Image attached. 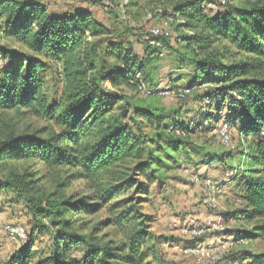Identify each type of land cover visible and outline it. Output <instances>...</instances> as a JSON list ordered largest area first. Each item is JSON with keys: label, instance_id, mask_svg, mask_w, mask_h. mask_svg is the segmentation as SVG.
Instances as JSON below:
<instances>
[{"label": "trees", "instance_id": "trees-1", "mask_svg": "<svg viewBox=\"0 0 264 264\" xmlns=\"http://www.w3.org/2000/svg\"><path fill=\"white\" fill-rule=\"evenodd\" d=\"M204 3L213 4L163 0L161 4L171 6L163 12L166 19L170 17L175 38L162 36L160 46L154 47L145 35H134L132 28L120 32L106 28L86 10L57 16L37 0H0V21L5 22L0 33L5 42L0 44V192L26 205L32 233L38 227L50 232L49 252H42L32 264H164L160 244L150 231L151 220L142 213V185L129 169L133 159L149 160L151 150L142 148L140 137H133L145 135L140 127L128 130L127 107L121 104L125 98L118 92H137L141 83L154 85L156 63L168 55L177 70L190 69L195 76L193 82L170 90L190 89L188 98L219 106H224L227 94L235 95L225 106L230 111L225 123L238 127V157L234 152L212 154L205 145L199 147L204 153H191L198 147L193 137L206 142L212 132L214 119L209 112L199 113L192 122L182 118L184 113L179 116L176 111L138 104L130 110L132 120L141 118L158 128L160 122L176 116V125L164 128L162 134L154 131L153 136L169 139L174 153L198 159L193 167L216 162L233 170L244 157V167L236 176L239 205L226 220L239 226L232 232L235 241H264V1L248 8L231 6L212 17L204 15ZM131 37L141 43L142 55L133 49ZM238 55L245 58L225 64ZM52 69L62 86L56 99L44 88L43 73ZM201 86L206 89L199 92ZM10 113L43 118L60 131L47 136L42 130L20 132L13 123H3ZM19 161H36L53 171L54 192L37 188L40 180H32L28 172L6 169L8 163ZM62 171L67 176L59 180ZM77 181L85 183L83 200L64 195ZM108 206L116 213L114 218L87 231L83 217ZM104 229L110 231L103 233ZM73 249L81 251L79 259ZM233 255L230 261L240 258V264H264V252L244 250Z\"/></svg>", "mask_w": 264, "mask_h": 264}, {"label": "rangeland", "instance_id": "rangeland-1", "mask_svg": "<svg viewBox=\"0 0 264 264\" xmlns=\"http://www.w3.org/2000/svg\"><path fill=\"white\" fill-rule=\"evenodd\" d=\"M37 1L45 6L52 15H70L75 11L86 10L106 28L114 32H120L126 27L132 28L134 30L133 34L136 36H141V34L145 35L151 28L160 27L164 21L170 20V17L166 19L167 15L165 16L163 11L171 10V6L161 4L163 0H106L110 6L103 5L101 0ZM210 1L213 4H203V13L205 16L212 17L217 12H223L231 6L248 8L264 0ZM222 2L224 3L222 4ZM4 24V21H0V33L5 29ZM171 34L172 40H174V32L172 31ZM1 38L2 36L0 35V44H5ZM135 40H137L135 37H131L130 42H132V47L138 55H142L141 43H137ZM139 40L141 39L139 38ZM223 48L222 46L221 50ZM171 56H164L162 60H159V64L156 63L158 65L156 68V76L161 80V83L156 82L151 86H145L141 83L137 88V92H131L129 90H119L118 92L120 96L125 98L121 104L127 107L125 123L129 124L128 130L138 131L140 127L145 135L133 134V137H140L144 140L142 142V148L147 147L151 150L149 160L145 161L144 158L133 159L129 162V169L133 172L138 184L142 185V194L139 197L144 200L142 213L149 216L151 220L150 231L153 233L154 239L158 240L160 244L162 261L164 264H175L171 258H181L183 260L177 264H206L210 258L218 256L220 258L218 264H232L234 260H230L234 258L233 254L235 251L249 250L255 253L264 252V241L262 240L248 243L246 246L234 245L233 247L231 246V242H234L235 238L232 237L222 240L220 243L215 241L211 242L214 236L226 233L227 231L234 233V229H239V226L233 221L228 222V220L224 221V219H221L220 221L210 222L207 225V221L204 219L211 214L223 213L224 211L222 209L225 203H228V206L232 208H236L239 205L235 197L234 184L230 187V199H224L223 189L220 190V184L216 183L220 188L211 194V197L214 199V208L203 202L206 195H201L204 194L202 193V186H204L202 180L209 173L204 172L199 174L192 166V162L194 160L198 162V159L194 157V159L189 160L182 153H174L169 139L161 140L153 136L154 131L162 134L165 131L164 128L176 125V116L173 115L172 118L160 122L158 128H155V125L146 123L141 118L135 117V120H132V112L130 110L138 104H142L145 107L168 110L173 112V114L176 111L179 116L180 113H184L182 118H185V121L190 120L192 122L197 119L199 113L209 112L214 121L210 125L212 126V132L206 138L207 144L204 142L205 138L193 137V142L198 147L196 149L192 148L191 153H204L203 149L200 151L199 147L205 145L212 154L221 155L225 152H234V155L238 157L240 152V140L237 134L238 127L232 124L230 131L231 143L229 147L221 145L217 136L218 128L221 124L225 123V119L230 114L229 109L225 106H229L228 104L236 98L235 95L227 94L224 106H219L218 102L211 105L208 101H202L203 105L191 117H188L187 115L189 113H186L190 112L189 104L195 102V98L190 97L184 101H178L175 98L164 97L157 93L149 95L150 92L172 88L169 85L171 82L176 83V86L187 85L193 82L195 76L190 73L192 71L190 69L177 70V63ZM244 58L243 55L233 56L226 60L225 64L230 66L239 63ZM181 77L183 81L179 84L178 82ZM43 79L46 94L52 99L58 98L62 87L58 72L55 69L48 70L43 73ZM106 87L108 89L110 88L109 85ZM205 89L206 86H201L198 91L202 92ZM114 113L117 115L118 112L115 111ZM230 121L232 123L235 119H230ZM3 123L11 126L13 123L16 130L27 134L42 130L45 132L44 136H47L51 132L57 133L60 131L59 127L53 124V122L45 121L43 118L28 114L21 116L10 113L8 119ZM0 127H3L1 123ZM236 160L239 161L237 158ZM241 162L242 158L240 164ZM140 164L144 165V167L139 166ZM9 168L16 169L19 172H28L31 174L32 180H40L36 184L37 188H40L44 192H54L56 182L53 181V178L55 177V173L46 169L42 164L36 161H19L8 163L6 169ZM209 170H217L216 177L214 175L209 176V180L214 181H218V176H222L223 173L231 171L228 168L222 169L216 162L209 166ZM239 172L240 170H235L229 178L235 179ZM66 176L62 171L59 180H64ZM196 176L198 179L200 178L198 181L194 179ZM206 179L208 178L206 177ZM84 184V181L73 182L64 191V195L67 198L73 196L75 199L83 200L87 197ZM114 215L116 213H113L111 207L108 206L95 215L83 217V223H86L87 231H89L94 225L108 219H113ZM203 219L205 223H201ZM10 226L24 228L27 232L26 240L22 241L17 237L11 236L6 230ZM33 226L26 205L22 201L15 199L9 193L0 192V264H32L34 262L33 260H37L42 256V252L44 254L49 252L51 242L50 232L47 229L38 227L32 233ZM196 228L204 229V233L201 238L193 239L189 235V232ZM225 228L233 230L229 231V229ZM109 231L110 229H104L103 233ZM197 243L204 244L203 246L206 249L204 258H201L202 260H199V258H187L182 255L183 247H193ZM221 244L231 246L230 252L226 257L219 252L217 253L216 248ZM170 250L176 252L173 257L169 254ZM72 254L77 259L82 255L80 250L75 249L72 250ZM234 264L240 263L238 261L234 262Z\"/></svg>", "mask_w": 264, "mask_h": 264}, {"label": "built area", "instance_id": "built-area-1", "mask_svg": "<svg viewBox=\"0 0 264 264\" xmlns=\"http://www.w3.org/2000/svg\"><path fill=\"white\" fill-rule=\"evenodd\" d=\"M101 1H102L103 5L110 6L106 0H101ZM223 3L224 2H222V4ZM169 24H170V20L164 21L160 27L151 28L145 34L144 39L146 41H148V43L151 46L159 47L160 43L158 42V40L160 37H162V36L171 37V35H172L171 34L172 31L170 29ZM155 93H157L161 96H164V97L168 96L170 98H175L178 101H182V100H186V98H188L191 95L192 90H190V89H178V90L166 89V90H162V91L150 92L149 95H154ZM230 131H231V127L226 123L221 124V126L218 128V135L217 136L219 138L221 145H223L224 147L230 146V143H231ZM194 179H195V181H198L200 178L198 179V177L196 176V177H194ZM202 181H203V184L206 188V191L208 192V194L204 197L203 202L206 204H209L210 207L214 208V205H215L214 199L211 197V194L213 192L217 191L220 187L216 183H214L213 181H211L209 179L203 178ZM6 230L11 236L17 237V238L21 239L22 241H25L27 238L26 230L20 226H10V227L6 228ZM203 233H204V229L196 228V229H192L189 232V235L193 239H198V238L202 237ZM247 244H248V242L244 239H238L237 241L231 242L232 247L234 245L246 246ZM203 245L204 244H202V243H197L193 247H183L182 248V255L184 257H187V258H199V260H202L201 258H204V255L206 253V249L204 248ZM231 246H226V245L221 244L216 248L217 253L219 252L221 255L226 257V256H228V254L230 252ZM219 261H220V258L218 256L212 257V258H210L209 261L206 262V264H218ZM232 264H234V262Z\"/></svg>", "mask_w": 264, "mask_h": 264}, {"label": "crops", "instance_id": "crops-1", "mask_svg": "<svg viewBox=\"0 0 264 264\" xmlns=\"http://www.w3.org/2000/svg\"><path fill=\"white\" fill-rule=\"evenodd\" d=\"M182 81H183V79H181L178 83L180 84ZM157 83H161V80L158 79L157 80ZM171 83H169L170 86H174V85L176 86L177 85L176 83H173V82H171ZM201 105H203V102H200V103L199 102H191L189 104V107H190L189 110L191 111V113L188 114L187 116L188 117L194 116V112H197L199 110V108L201 107ZM238 139H239V137H238ZM244 163H245V158L242 157V162H241V164L239 166H237V165L234 164L233 170H231L230 172L223 173L224 175L222 174V176H220V177L218 176V181L211 180L214 183L220 184V187H221L220 190L223 189V196L225 195L224 196V199H230V197H231L230 194H229L230 187H232V185L234 184V188H235L236 183H237V177H235V179H232V178H229L230 175L232 173H234L235 170H242L243 167H244ZM211 165H213V164H211ZM211 165H199L197 167H193V169L197 170V172L199 174L200 173H204V172H208L209 174H208V176H205V178L207 177L209 179V176L210 175H214V177H216V175H217V170H214V171H210L209 170V166H211ZM221 168L222 169H225L222 166H221ZM202 189H203L202 190V193H204V194H201V195H204V196L207 195L206 188L204 186H202ZM236 208H237V206H236ZM236 208H232L231 206H228V203H225V206L222 209L224 211L223 213L221 212V213H217V214H214V215L211 214V215L207 216L204 219H206L207 225H209L210 222L220 221L221 219H224V221H225L227 215L230 214L231 212H233ZM204 219L202 220L201 223H205L204 222L205 221ZM230 221L231 220H228V222H230ZM225 229H229V231H232L233 230V229L231 230L230 228H225ZM231 237H234V234L233 233H230V232L228 233V231H227L226 233H223V234L214 236L211 242H214L215 241V242L220 243V241L226 240V239H230ZM169 254H170V256L172 255V257H173V255L176 254V252H173V250H170L169 251ZM171 259H172V261L175 264L180 263L183 260L181 258H171ZM235 261L238 262V261H241V259L238 258Z\"/></svg>", "mask_w": 264, "mask_h": 264}]
</instances>
